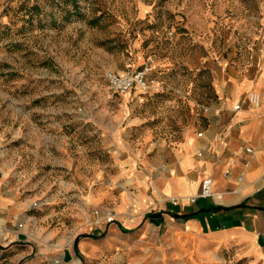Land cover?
I'll use <instances>...</instances> for the list:
<instances>
[{
    "label": "rangeland",
    "instance_id": "374dc122",
    "mask_svg": "<svg viewBox=\"0 0 264 264\" xmlns=\"http://www.w3.org/2000/svg\"><path fill=\"white\" fill-rule=\"evenodd\" d=\"M263 31L264 0H0V173L12 190L43 192L31 204L38 226L66 244L91 233L102 209L70 197L88 195L97 173L119 175L148 137L204 126L218 73L247 66ZM147 64L157 81L148 94L110 89V72ZM139 256L117 249L108 262Z\"/></svg>",
    "mask_w": 264,
    "mask_h": 264
},
{
    "label": "crops",
    "instance_id": "0c3cea01",
    "mask_svg": "<svg viewBox=\"0 0 264 264\" xmlns=\"http://www.w3.org/2000/svg\"><path fill=\"white\" fill-rule=\"evenodd\" d=\"M215 90V104L201 108L204 126L194 122L176 141L148 137L119 160V175L97 173L88 195L70 197L100 207L103 220L69 244L65 233L38 226L45 217L31 204L43 192L12 190L9 173H0V235L9 237L0 264H113L117 249L141 253L123 264H264V110L248 102L264 93V31L247 66L223 68ZM207 178L216 196L198 197ZM13 215L23 229L11 227Z\"/></svg>",
    "mask_w": 264,
    "mask_h": 264
},
{
    "label": "built area",
    "instance_id": "2783aa9c",
    "mask_svg": "<svg viewBox=\"0 0 264 264\" xmlns=\"http://www.w3.org/2000/svg\"><path fill=\"white\" fill-rule=\"evenodd\" d=\"M107 80L110 86V89L119 95L131 96L137 91H140L142 94L149 93L156 84V75L155 69L152 64H147L144 67L137 70H129L122 74L116 72H110L107 75ZM248 102L253 105L255 108H262L264 110V93L252 92L248 95ZM204 110H207V107H203ZM241 109V104H237L234 107V110L238 111ZM203 132L198 133V137H202ZM246 153H252V148H246ZM200 154V153H199ZM234 163V160L232 161ZM248 162L244 164L245 167L248 166ZM230 173V169L226 170V174ZM243 174L238 177L239 181H242ZM216 193L213 190V181L210 178L205 179L202 182V190L198 197L201 198H211L215 197ZM198 197H193L190 199L191 203H195ZM172 204L178 205L179 201L177 199L172 200ZM37 203H34V206H37ZM2 213L0 212V219ZM109 222L113 221V217L108 218ZM18 229L23 228V223L19 222L17 224ZM9 239L8 236L0 235V244L1 242H7Z\"/></svg>",
    "mask_w": 264,
    "mask_h": 264
},
{
    "label": "trees",
    "instance_id": "16d2710c",
    "mask_svg": "<svg viewBox=\"0 0 264 264\" xmlns=\"http://www.w3.org/2000/svg\"><path fill=\"white\" fill-rule=\"evenodd\" d=\"M152 216H154V215H153V214H151L149 217H152ZM183 218L185 219V218H187V217H183Z\"/></svg>",
    "mask_w": 264,
    "mask_h": 264
}]
</instances>
